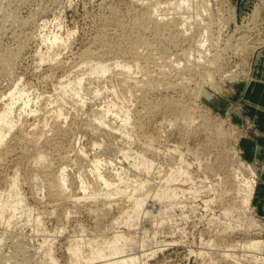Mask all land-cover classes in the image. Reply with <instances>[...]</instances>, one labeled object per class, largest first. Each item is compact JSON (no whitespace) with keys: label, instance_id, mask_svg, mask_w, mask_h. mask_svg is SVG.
<instances>
[{"label":"rangeland","instance_id":"374dc122","mask_svg":"<svg viewBox=\"0 0 264 264\" xmlns=\"http://www.w3.org/2000/svg\"><path fill=\"white\" fill-rule=\"evenodd\" d=\"M157 1L173 0H0V109L14 104L11 130L0 143V264H51L49 255L52 264H75L77 248L82 251L79 264L86 257L94 264L97 254L111 255L106 243L118 238L117 247L135 254L138 264H264V199L258 209L254 200L264 188L259 179L264 166L244 158L240 139L255 138L258 131L241 113L242 95L234 85L251 83L240 71H249L264 47V11L250 20L264 0L210 4L213 20L230 22L220 30V44L232 40L223 55L222 71L229 75L215 74L218 95L201 94L198 104L213 118H222L223 128L233 129L226 139L202 124L207 117L201 112L202 122L199 117L194 124L167 122L179 118L167 101L194 107L191 91L205 82L203 74L194 72L197 58L185 56L198 25L182 39L171 27H158L163 25L159 19L177 11ZM152 6L158 7L159 17ZM176 20L171 23L180 29L181 20ZM215 25L213 36L218 35ZM239 36L248 46L256 44L254 55L237 68V55L231 52L236 53L232 46L241 42L235 41ZM135 63L147 65L145 78L130 70ZM164 65L169 70L164 68L168 75L162 76ZM98 66L107 72L91 75ZM79 81L80 98L75 90ZM214 101L224 109L214 108ZM230 152L256 175L250 208L259 227L248 234L221 233L211 221L228 207L242 210L233 182L241 171ZM140 157L150 162L148 172L136 168ZM98 175L113 186L114 196L98 197L106 191ZM145 191L165 193L166 199H145ZM135 200L142 203L139 211ZM125 212L138 213L136 221L127 220ZM249 239L262 241L260 252L240 245Z\"/></svg>","mask_w":264,"mask_h":264},{"label":"bare ground","instance_id":"6f19581e","mask_svg":"<svg viewBox=\"0 0 264 264\" xmlns=\"http://www.w3.org/2000/svg\"><path fill=\"white\" fill-rule=\"evenodd\" d=\"M213 1L215 2L217 0H173V1H170L168 3L167 2L166 3H164V2L161 3V1H157L156 5H160L161 6V4H162V5L166 6L167 10H172V11L176 10L177 11L174 14H170L171 16L174 15L173 17H168L169 16L168 15V16L162 18V19H159V21H158L159 24L162 22L163 25L162 26L159 25L158 27H162V28H165V29H166V27L168 29H169V27H171L172 33L173 32L176 33L175 35L174 34L173 35L176 36V37H179L181 35V39H182V35L184 33L185 34L186 33H190V35H191L192 29L196 30L193 27L195 25H198L197 26L198 31L196 33V36H191V38L193 40V41L191 40L193 42V45H192L193 48L191 47L192 50L190 51V49H189L188 50L189 52L186 53L185 56L189 57V59L197 58L196 61L192 60L195 63L194 64V66H195V68H194L195 71L194 72H197L196 74H200V75L203 74L202 76H204V78L203 77L202 78H203L204 82L208 83L207 85H205V83L201 84L199 87H196L194 90L191 91L192 95L194 97V102H193L194 104H192V106H194V107L185 108V106H181L180 103H176L174 101L173 102L172 101H170V102L167 101L168 102L167 104L169 106H171L172 111L177 113V116L179 117V118H175L172 122L171 121H167V122L169 123L170 126H175L173 124H175L178 121L189 123V124H194V121H195L196 118L199 117L198 120L199 119L201 120V118H200L201 115H202V117H204L203 115H206L205 117H207V118H208V116H211L209 119L202 118L203 119V122L201 120L202 124H205V123L210 124L212 127H214V129H215L214 132H215L216 135H218L219 138L222 137L223 139L224 138L226 139L227 137H232L233 136V133H232V132H234L233 129H225V128H223L224 120L222 118H217V119H216V117L213 118L212 114H210V112H211L210 110H203V108L200 107L201 105L199 106V104H198V100L200 99V95L201 94H204L205 96H210L211 94L218 95L217 93H218L220 85L218 83H216V81H214V82L212 81L213 80V76L215 74H219V73H222L221 74L222 77L225 76L224 73L226 71L225 70L222 71L223 67H224L223 69L226 68V66H225L226 63L224 64L225 59H224L223 55H224V53H226L227 49H230L229 42L231 41V43H232V40H231V37H230V39H228L227 41H226V39H224V41H226L224 44H220V43H223V42H221V40H222L221 38H222V36H224L222 34V36L220 37V34H221L220 30L221 29L224 30L225 27L227 26L226 24H228L230 22L228 21L229 20L228 18H227L228 19L227 20L228 23L225 21L226 24L224 23V21H220L217 18H216L217 20H213V15H215V14L212 15L211 6H210V4L212 5L214 3ZM168 5H170V6H168ZM157 9H158V7L156 8V6L150 7V10L154 13V15H156V17H159V15H157ZM261 10L264 11V4L261 6V9H260L259 5L255 6L254 9H253L252 15L250 16V20H251V18L258 17L260 15ZM218 11L222 12L223 10L219 8ZM219 12L218 13L216 12L217 13L216 15H219ZM226 13L225 14L228 16V12H226ZM231 14H233L232 11H231ZM176 16H177V18H176ZM222 16H225V15H222ZM234 17H236V13L235 12H234L233 15H230L229 18L234 20L235 19ZM6 19L7 20L11 19L12 21H14V20L16 21V19L13 16H10V17L8 16ZM176 19L181 20V25H179V26H181L180 29L177 27L178 25H172V23H171V22L177 21ZM214 19H215V17H214ZM222 19L223 18H221V20ZM198 22H202V24L199 25ZM249 22L250 21H248L247 24H249ZM213 24L214 25L215 24H219V26L217 27V28H219L218 31H217L218 33L216 32L218 35L215 34L216 36H213L210 33L212 31L211 27H213ZM234 26H235V24H234ZM240 26H242V24ZM235 27H237V25ZM215 28H216V25H215ZM237 29H238V27H237ZM240 30H241V28H240ZM177 32H180V33H177ZM233 32H235V31H233ZM173 35H172V37H173ZM231 35H233V34H231ZM242 36H244V35H242ZM183 37H185V36H183ZM171 39H173V38H171ZM233 39H235V38H233ZM237 40H239L241 42H239L237 44L234 43L235 45L232 46V47L236 51V53L231 52V54H236L237 55V57H236L237 58V60H236L237 61V65L236 64L235 65L238 68V67H241V65H243V63H245V61H243L244 58H247L249 56L252 57V55H254V53H253L254 47L252 45H255L256 42L251 43L252 45L248 46L244 42L243 38L242 39L240 38V36L237 37V39L235 41H237ZM52 41H53V43L56 42L57 41V37L54 36ZM249 45H250V43H249ZM232 47H231V49H232ZM182 53H185V52H182ZM195 55H196V57H195ZM232 57H235V56H232ZM175 65H177V67L179 69V64H175ZM248 65H250V64H248ZM161 67H162V69H160L159 74H161L162 76L168 75L166 73L167 70L165 71V69H164V68H167V67L165 65L161 66ZM248 67H250V66H248ZM239 69H241V68H239ZM130 70L131 71L133 70L132 71L133 73H135V72L142 73L144 78L147 76V74L149 72V69L147 68V65H144V66L141 67L137 63H135L132 67H130ZM191 70H193V69H191ZM178 71L180 72V70H178ZM106 72L107 71L104 69V67L98 66V67L93 68L91 70L90 74L93 75V76H99V75H103ZM235 72H236V70H235ZM181 73L182 72H180V74ZM250 73H251V67L249 68V71H247V72L243 71V68H242V71H240V75H241L243 80H247V79L250 80L251 79ZM180 74H178V75H180ZM225 74H227V73H225ZM176 75H177V73H176ZM227 75H229V74H227ZM181 77H182V75H181ZM230 77L231 78L233 77L232 79L230 78V80L233 81L234 78H235V75L232 74V75H230ZM224 78H227V77L225 76ZM186 80L184 79V81H186ZM230 80H228V81H230ZM219 81H220V79H219ZM232 81H230V83ZM144 82L142 81L141 83L144 85L145 84ZM181 82L183 83V79L181 80ZM182 83H181L180 87H182ZM80 89H81V81H79L76 84V89H75L76 90V96L78 98H80V96L78 94ZM18 99H17V101H18ZM81 103H82V101H81ZM13 105L14 104H10V105L4 106V108L0 109V143H2L3 140H4V134L8 133L11 130V127H12L11 115H12V112H13ZM198 112H201L202 114L200 115ZM197 113L199 114V116H197L198 115ZM203 113H206V114H203ZM126 115H128V114H126ZM209 120H211V121H209ZM94 121L98 122L101 125L104 124V121L102 119H100V118H96L95 117ZM214 129H212V132H213ZM230 155L231 156L234 155V158H235L234 162H236L238 170L241 171V172H238L237 176L234 177V181L233 182L235 183V185H234L235 191H236L237 194H239V199H240V204H241L242 210L239 209V208L235 209L236 207L235 208L234 207H228L227 209H224L221 212V216H219L218 218H213L211 221L215 224L214 227H217L218 229H220L221 233L227 234L229 232L231 233V231L233 232V230H241V231H243V233L248 234V232H250L251 230H254L257 227H259L258 223L256 222L257 220L252 215L253 210L250 208V202H251V199H252V196H253V193H254V188H255L256 175H255V171H254V169H253V167L251 165H249L248 163L243 162L242 160H240L237 157H235V156H237L236 152H230ZM39 160L41 162H44L45 161V157L44 156H40ZM134 164H135L136 168L142 167L143 170H145L146 172H148L149 169H150V165H149L150 162H148L144 157H140L139 160L134 162ZM94 171L95 172L98 171V164L96 165V167H94ZM58 174H59V177L61 178L60 181L62 183H64V169L61 168L59 170ZM98 178L103 183L104 187L106 188V191H105L104 194H102L100 196H98L97 194H94L93 197L98 196V197H103V198H108L109 199L110 197L114 196L113 188H112L113 186L109 182L104 180V178L101 175H98ZM118 180L119 181L122 180L120 178V175H118ZM81 188H82L83 192L87 191V187L85 186V183L83 181H81ZM115 195H121V193L118 192ZM131 196H133V195H131ZM149 197H150V199L152 198L151 200H154V201H162V200L166 199V194L165 193L158 194L157 192H154V191L153 192L152 191H147V192L145 191L144 198L146 199V198H149ZM132 199H134V198H132ZM135 201H136V204H137L136 206H134L135 211L136 210L139 211V209H141V207H142V203L141 202L138 203L137 200H135ZM142 202H143V200H142ZM159 213L162 214V211H159ZM124 214H126L127 220H129L130 218H133V221L138 216V213H135V212H132L130 214L128 212H125ZM116 222L117 221H114V223L112 222V224L115 225ZM119 240H120V238H118V241H113V243H111L113 246L111 244H109V243H106L107 247L109 249H112V251L110 253L111 255L106 257L104 255L97 254V257L95 258L96 262H93V263L94 264H138V260L139 259H138V257L135 256V254L128 253L127 248H124V247L118 248L117 247V244L119 243ZM144 245H145V242H142L140 247H144ZM240 245L246 250H253V251H259L260 252L261 249H262V241L255 240V239L254 240L249 239L248 241H246L245 243H242ZM80 251L81 250L78 249V248L75 249V251H74L73 255L75 256V258H74L75 264H79V259H80L79 256L81 255L80 253L82 252V251L81 252ZM226 256H224V257L221 256V257H223V259L226 260L227 259ZM87 258L88 257L85 258L86 259L85 260L86 263L88 262ZM48 260L51 262V264L53 263V259H52L51 255L48 256ZM83 263H85V262H83Z\"/></svg>","mask_w":264,"mask_h":264},{"label":"crops","instance_id":"0c3cea01","mask_svg":"<svg viewBox=\"0 0 264 264\" xmlns=\"http://www.w3.org/2000/svg\"><path fill=\"white\" fill-rule=\"evenodd\" d=\"M250 82V84L236 83L234 85H236L235 89L242 95L243 103L241 113L253 122L258 131V135L255 138L242 137L240 139V145L244 150L245 159L248 161L255 160L259 162L261 166H264V47L261 51L257 52L252 63ZM211 104L218 110L224 109L223 104L218 101H214ZM231 113L232 117H236L233 112ZM261 176V178L259 176L260 183L261 180H263L264 183V174ZM263 199L264 188L259 189L255 195L254 200L256 201L255 204L257 209L259 205H261Z\"/></svg>","mask_w":264,"mask_h":264},{"label":"water","instance_id":"95a60500","mask_svg":"<svg viewBox=\"0 0 264 264\" xmlns=\"http://www.w3.org/2000/svg\"><path fill=\"white\" fill-rule=\"evenodd\" d=\"M246 1H248V0H243V1H242V3H244V4H245V3H246ZM249 1H251V0H249ZM239 7H240V6H238V7H237V12H239Z\"/></svg>","mask_w":264,"mask_h":264}]
</instances>
